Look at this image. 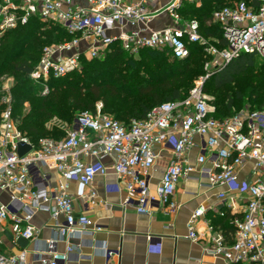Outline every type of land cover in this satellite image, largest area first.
Masks as SVG:
<instances>
[{"label": "built area", "instance_id": "obj_1", "mask_svg": "<svg viewBox=\"0 0 264 264\" xmlns=\"http://www.w3.org/2000/svg\"><path fill=\"white\" fill-rule=\"evenodd\" d=\"M202 1H0V38L31 17L59 24L72 36L42 48L31 73L36 82L63 77L79 69L82 59L105 56L114 43L133 55L152 48L167 50L178 59L190 55V44L199 43L212 56L205 66L208 73L184 98L162 102L144 118H133L128 124L104 113L99 102L95 112L78 113L62 138L44 136L36 145L19 128L13 115L11 86L4 84L0 114V264H65L70 252L79 251L73 245L65 252L55 250V244L66 236L94 232L88 227L87 215H74L68 183L77 180L78 194L84 196L85 188L98 175L107 174L105 157L113 159L112 169L124 183L125 204H134L138 213L160 210L168 216L180 208L174 196L182 178L204 177L209 187L228 186L240 191L238 169L252 161L244 210L233 218V240L229 242L222 231L213 230L206 250L223 257L226 264L264 262V107H246L218 118L217 108L204 90L211 67L219 70L241 53L264 59V0L234 1L213 11L211 20L221 27L223 47L217 45L218 39L213 43L201 33L198 20L180 11L185 2L199 6ZM159 16L165 19L155 26ZM21 141L32 145L23 156L18 153ZM158 146L172 151L174 158L153 190L150 175ZM194 147L198 150L196 165H191L189 153ZM41 166L60 174L57 186L49 187L48 175L41 172ZM89 196L95 198L96 192L91 189ZM218 197L228 200L225 191H220ZM227 206L230 211L235 207L229 203ZM41 211L50 212L54 218L64 216L53 226L46 249L34 251L32 260L26 248L9 250L4 232L9 231L11 245L36 239L38 231L32 219ZM202 214L204 208L199 207L189 221V236L194 240L199 239L195 223ZM102 248L107 259L120 255L106 245Z\"/></svg>", "mask_w": 264, "mask_h": 264}, {"label": "trees", "instance_id": "obj_2", "mask_svg": "<svg viewBox=\"0 0 264 264\" xmlns=\"http://www.w3.org/2000/svg\"><path fill=\"white\" fill-rule=\"evenodd\" d=\"M225 2L203 0L199 6L185 2L180 11L185 17L198 20L201 33L208 39L217 38V45L223 47L225 40L221 27L211 17L214 10L226 5ZM71 38L59 24L38 17H31L26 24L6 32L0 38V78L5 74L14 76L13 115L19 128L35 145L45 134H49L46 127L48 119L56 116L70 126L77 112H95L99 100L103 103L104 113L113 115L123 123L128 124L133 118L142 119L154 106L184 98L188 94L185 93L186 86H178L176 77L199 76L206 62L202 54L203 45L199 43L190 44L191 53L184 59L174 58L167 50L152 48H144L133 55L119 43H114L105 56L84 58L79 69L63 77L49 79V92L41 94L40 84L47 85V82H34L31 73L38 63L42 48ZM211 41L214 42V39ZM249 70L256 71L264 78V59L254 54L241 53L217 70L210 83L221 88L233 84L237 76ZM209 80L205 81L204 87ZM26 101L30 106L23 111L21 109ZM215 106V116L218 118H225L238 111L231 99L227 102V109L217 104ZM263 107L264 100L252 109ZM2 109L0 100V114ZM63 136L57 133L52 137L60 139ZM211 218L214 228L222 231L231 242L235 232L232 222L234 214L225 211L222 216Z\"/></svg>", "mask_w": 264, "mask_h": 264}, {"label": "crops", "instance_id": "obj_3", "mask_svg": "<svg viewBox=\"0 0 264 264\" xmlns=\"http://www.w3.org/2000/svg\"><path fill=\"white\" fill-rule=\"evenodd\" d=\"M164 19V16H159L153 24L160 26ZM156 150L158 157L150 175L153 190L174 158V153L170 150L160 146ZM197 152V147H194L189 153L191 165H196ZM103 162L109 167L107 174L98 175L85 188L84 196L78 194L77 180L73 179L68 183L74 215H87L90 218L88 227L94 232L90 235L66 236L55 244V250L59 252L67 251L69 245L79 248V251L69 253L65 264H226L223 257L214 256L206 250L214 234L213 230H216L211 223V217L222 216L225 211H230L227 203L234 204V209L230 211L234 217L242 215L247 200L246 185L251 179L252 161L238 169L237 179L242 183L240 191L228 186L209 187L204 177L182 178L174 196L180 208L172 216L160 210L147 214L138 213L134 204H125L127 191L112 169L113 159L105 157ZM39 168L48 175L49 187L57 186L62 179L53 169L46 166ZM194 175L197 176L198 173L194 172ZM91 189L96 192L95 198L89 196ZM220 191L227 193V202L218 197ZM199 207L204 208V214L196 219L195 227L199 232V239L194 240L189 236V221ZM63 220V215L54 218L48 211L38 212L32 219L38 231L37 238L32 241L19 240L11 245L9 231L6 230L3 236L8 249L17 251L26 248L29 259L32 260L34 251L46 249L55 223ZM103 245L119 251L120 255L107 259L103 253Z\"/></svg>", "mask_w": 264, "mask_h": 264}, {"label": "rangeland", "instance_id": "obj_4", "mask_svg": "<svg viewBox=\"0 0 264 264\" xmlns=\"http://www.w3.org/2000/svg\"><path fill=\"white\" fill-rule=\"evenodd\" d=\"M234 1H239V0H226L225 4H230ZM58 42H61V40ZM203 48L204 50L202 54H204L203 56L206 57V62L204 64L203 73L194 78H190V77L182 78L180 76L176 77L178 80V83H177L178 86L180 87H182L183 85L186 86V89H185L186 92L184 91L185 93L189 92L190 88L196 83L198 79H200V77L205 76L208 73L207 72L208 70L205 69V66L208 62H211L212 56L208 54V52L205 50V47ZM259 62L262 63V60H260ZM261 63H259V65H261ZM217 70H218V67H211V69H209L210 75L207 79H210V80L208 81V84H206V86L204 87L205 92L209 95L213 104H217L218 106H221L224 109H227V102L228 100L231 99L232 104H235L237 110L239 109L241 110L246 107L251 108V109L254 107H257L259 103H261L264 100V78L261 77L259 74H257L256 71L249 70L237 76L233 84L226 85L221 88H216L213 85H211L210 82L212 81V75ZM0 82L2 86L4 84H8L9 86H11L10 88L11 93L13 92L12 88L15 84V78L12 74H5L4 76L0 78ZM40 86H41V89H39V91L41 94H46L49 92L50 85L48 82H47V85L40 84ZM45 91L46 93H44ZM2 97H3V93H2V88H1L0 90L1 103H2ZM99 102H102V101L100 100L97 101L96 105ZM29 106H30V103L26 101L24 103L23 109L21 110L24 111L27 108H29ZM77 113H80V111ZM111 116L113 117V115ZM46 127L49 130V134H45V136H55L57 133L58 135L59 134L64 135L66 130L69 128V124L55 116V117L48 119V121L46 122Z\"/></svg>", "mask_w": 264, "mask_h": 264}, {"label": "water", "instance_id": "obj_5", "mask_svg": "<svg viewBox=\"0 0 264 264\" xmlns=\"http://www.w3.org/2000/svg\"><path fill=\"white\" fill-rule=\"evenodd\" d=\"M31 149H32V145L29 143H26L25 141H21L18 143V153L20 156L25 155Z\"/></svg>", "mask_w": 264, "mask_h": 264}]
</instances>
